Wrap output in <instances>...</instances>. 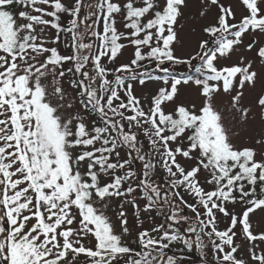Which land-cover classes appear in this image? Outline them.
I'll return each mask as SVG.
<instances>
[{
    "label": "snow or ice",
    "instance_id": "obj_1",
    "mask_svg": "<svg viewBox=\"0 0 264 264\" xmlns=\"http://www.w3.org/2000/svg\"><path fill=\"white\" fill-rule=\"evenodd\" d=\"M237 3L199 0L185 51L190 0H0V264H264V0Z\"/></svg>",
    "mask_w": 264,
    "mask_h": 264
},
{
    "label": "rangeland",
    "instance_id": "obj_2",
    "mask_svg": "<svg viewBox=\"0 0 264 264\" xmlns=\"http://www.w3.org/2000/svg\"><path fill=\"white\" fill-rule=\"evenodd\" d=\"M199 6V0H190V8L185 11V15L180 17L178 20V25L179 24H183L184 28L183 31L180 32V37L181 39L184 41V48L185 51H190L192 50L197 41L200 39V32H199V28L200 26L205 23V21L203 20H197L196 19V12ZM234 10L236 12V18L237 20L240 19L241 17V12H242V8L240 6H238L237 0H234ZM119 27V25H118ZM193 28L196 29L195 32H193ZM245 41L248 42V38L245 37ZM51 46V45H50ZM178 47V51H177V55L182 54L179 51V46ZM59 48L63 51L65 49V46L63 44L59 45ZM131 53V49H127L124 51V54L117 60V64L121 63V62H126L128 57L130 56ZM245 55L251 56L253 55V53H244ZM233 60H235V56H233ZM111 67V65H109ZM67 86V85H65ZM154 89V85L149 84L146 87H144L143 89H141L139 86H137L136 88V95L137 96H141V94L143 93L144 95H147L149 92H151ZM245 104H247V101H244ZM251 129H249V132H245L241 135L240 139L237 141V143H245L247 142V136L250 134ZM137 165H139V162H137ZM138 174L140 172V169H137ZM139 203L141 205H143L144 201H139ZM127 207V214L129 217V222H130V226L132 224L133 221V209L130 206H126ZM189 215H191V213H188ZM154 215V214H153ZM142 216L145 218V223L143 225L144 228H149L151 227V223L149 222V220L147 219V214H142ZM113 219H115L113 217ZM257 219V217H253V220L255 221ZM159 219H157L156 223H159ZM221 227H223V225H221ZM135 245H133L134 247ZM192 253L194 254V256H192L193 260H196L199 256V252L195 249V247L192 250ZM191 253V254H192Z\"/></svg>",
    "mask_w": 264,
    "mask_h": 264
},
{
    "label": "trees",
    "instance_id": "obj_3",
    "mask_svg": "<svg viewBox=\"0 0 264 264\" xmlns=\"http://www.w3.org/2000/svg\"><path fill=\"white\" fill-rule=\"evenodd\" d=\"M191 256H194V254L192 253Z\"/></svg>",
    "mask_w": 264,
    "mask_h": 264
}]
</instances>
